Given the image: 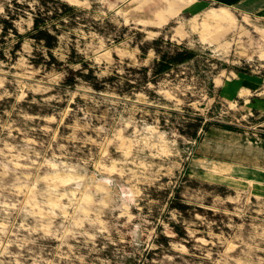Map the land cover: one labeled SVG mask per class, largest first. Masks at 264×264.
<instances>
[{
	"label": "rangeland",
	"instance_id": "obj_1",
	"mask_svg": "<svg viewBox=\"0 0 264 264\" xmlns=\"http://www.w3.org/2000/svg\"><path fill=\"white\" fill-rule=\"evenodd\" d=\"M60 1L76 9L52 51L71 68L151 66L158 38L194 55L128 92L69 86L33 63L28 8L0 0L18 33L0 26V264H264V20L222 0Z\"/></svg>",
	"mask_w": 264,
	"mask_h": 264
},
{
	"label": "trees",
	"instance_id": "obj_2",
	"mask_svg": "<svg viewBox=\"0 0 264 264\" xmlns=\"http://www.w3.org/2000/svg\"><path fill=\"white\" fill-rule=\"evenodd\" d=\"M15 5H23L28 8L32 16V27L29 31L30 37L40 43L44 51L38 53L33 63L40 64L44 68L55 69L63 72L62 83L74 86L77 81H83L90 85L96 91L104 89H116L119 92L130 91L132 88H140L142 84L148 81H154L156 77L170 69L172 66L188 61L194 55V51L183 45H177L167 42L165 49L158 46L161 38L155 39L152 43L157 44L154 48L156 57L151 66L128 67L123 74L117 72L112 75L99 77L94 69L87 62H81L79 68H71L70 65L75 63L74 51H71L63 60H59L53 53V49L58 45L59 35L62 32V26L71 23L74 6L60 0H35L32 6L28 3L13 0ZM7 8V7H6ZM15 14L8 12L0 21L2 34L5 35L13 32L16 36L18 33L13 25ZM15 47H19L17 42ZM142 51L145 48L141 47Z\"/></svg>",
	"mask_w": 264,
	"mask_h": 264
},
{
	"label": "crops",
	"instance_id": "obj_3",
	"mask_svg": "<svg viewBox=\"0 0 264 264\" xmlns=\"http://www.w3.org/2000/svg\"><path fill=\"white\" fill-rule=\"evenodd\" d=\"M222 1L225 3H227L228 1L232 5H235L236 8L245 15L248 16L253 15L257 19L264 20V0H222ZM215 12L216 11L213 10L206 14L210 15Z\"/></svg>",
	"mask_w": 264,
	"mask_h": 264
},
{
	"label": "bare ground",
	"instance_id": "obj_4",
	"mask_svg": "<svg viewBox=\"0 0 264 264\" xmlns=\"http://www.w3.org/2000/svg\"><path fill=\"white\" fill-rule=\"evenodd\" d=\"M170 11V10H169ZM160 15V14H159Z\"/></svg>",
	"mask_w": 264,
	"mask_h": 264
}]
</instances>
